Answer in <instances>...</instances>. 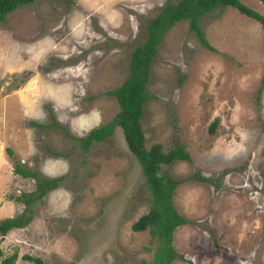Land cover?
Returning <instances> with one entry per match:
<instances>
[{"label":"rangeland","instance_id":"obj_1","mask_svg":"<svg viewBox=\"0 0 264 264\" xmlns=\"http://www.w3.org/2000/svg\"><path fill=\"white\" fill-rule=\"evenodd\" d=\"M239 1L264 15L259 0ZM165 2L34 0L0 20V219L20 213L16 198L35 188L16 163L62 176L30 203L26 225L0 234L13 264H151L155 240L131 229L151 196L121 129L87 148L79 138L117 113L105 92L128 76L130 53ZM198 24L212 49L187 20L169 27L139 119L144 149L188 154L159 169L180 180L171 201L185 219L169 264H264V31L231 6Z\"/></svg>","mask_w":264,"mask_h":264},{"label":"trees","instance_id":"obj_2","mask_svg":"<svg viewBox=\"0 0 264 264\" xmlns=\"http://www.w3.org/2000/svg\"><path fill=\"white\" fill-rule=\"evenodd\" d=\"M33 1L0 0V20L18 6ZM259 1L264 3V0ZM225 6H231L240 14L252 18L264 31V15L239 0H166L158 13L147 23L145 39L132 49L128 60V76L118 87L105 92V94L115 97L118 104L117 113L107 124L92 128L88 134L79 138L82 147L87 148L93 141H101L109 136L113 128L121 129L129 152L140 164L151 196L147 212L131 224L133 231L147 229L150 237L155 240L151 264H169L175 258L174 250L171 247L172 231L176 226L185 222V219L175 212L171 201L172 191L180 183V180H174L159 173L160 166L172 165L179 160H188V154L180 145L167 151H163L158 144L148 150L143 147V133L140 129L139 119L142 114V104L149 99V95L145 92V84L148 80L150 61L162 35L176 21L183 19L188 21V29L195 34L200 44L207 49H212L199 27L198 19L215 8ZM181 79L180 76L179 81ZM261 80H264V69ZM213 124L214 121L210 123L208 130H212ZM7 151L11 155L10 150L7 149ZM15 171L22 177L32 178L35 188L30 192L21 193V198H16L24 205L20 213L0 219L1 235L11 228H20L26 225L30 220V216L27 214L30 203L55 188L62 179V176L39 177L34 171L21 168L17 163ZM193 177L199 181H208L202 176L194 175ZM23 258L26 260L35 259L28 255H23ZM15 259L14 252L5 256L0 249V264H13Z\"/></svg>","mask_w":264,"mask_h":264}]
</instances>
